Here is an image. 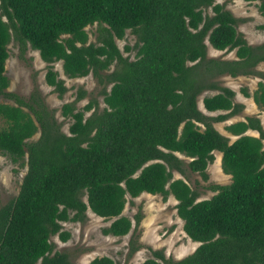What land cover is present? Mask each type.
Instances as JSON below:
<instances>
[{"label":"trees","instance_id":"trees-1","mask_svg":"<svg viewBox=\"0 0 264 264\" xmlns=\"http://www.w3.org/2000/svg\"><path fill=\"white\" fill-rule=\"evenodd\" d=\"M258 9L264 17V0ZM239 19L216 0H0V94L12 100H0V150L27 165L16 196L0 205V264H71L50 239L55 233L68 239L62 221L84 220L90 209L113 217L103 233L126 234L132 226L121 214L126 196L143 191L173 194L183 229L199 244L180 258L153 249L141 264H264V127L257 115H246L226 124L237 135L230 140L214 125L244 106L218 77L255 73L264 61V41L248 42ZM94 23L89 40L85 27ZM127 29L136 40L124 49L135 48L134 57L116 42ZM11 38L21 51L30 45L47 62L61 60L69 77L92 72L104 83L105 105L93 99L79 107L87 93L80 88L60 107L71 119L63 130L38 86L27 96L6 89ZM209 45L234 49L235 57L208 55ZM44 78L59 95L66 91L51 64ZM213 89L202 102L209 111L224 110L214 115L198 107V96ZM252 96L264 108L263 80ZM214 150L231 181L211 184L216 192L197 199L173 170L184 173L186 165L206 178ZM176 152L191 159L184 163ZM88 264L115 260L97 255Z\"/></svg>","mask_w":264,"mask_h":264},{"label":"rangeland","instance_id":"rangeland-1","mask_svg":"<svg viewBox=\"0 0 264 264\" xmlns=\"http://www.w3.org/2000/svg\"><path fill=\"white\" fill-rule=\"evenodd\" d=\"M224 3L234 15L241 18L237 22L238 31L242 32L250 43L264 41V29L258 25L264 22V17L258 9L259 0H216ZM206 13H212L211 7L205 9ZM97 24H89L85 27L89 40H95V28ZM136 35L127 29L123 38H116V42L124 55L134 57L135 48L125 50V44L133 45ZM8 56L5 61V74L9 83L7 90L15 91L27 96L34 86H38L45 96L50 107L56 108V116L62 123V128L68 131L71 119L61 114L60 107L63 102L73 100L80 88L86 90V95L77 101L79 107L89 100L96 99L98 107L105 105L103 93L101 92L104 83L101 82L92 72L82 76H67L62 68V61L56 60L47 62L41 58L37 49L30 45L24 51L20 50L19 43L13 38L7 44ZM208 55L235 57V50L216 49L208 46ZM48 64L59 72L67 86L66 91L59 95L44 78ZM110 69L102 70L104 74ZM221 84L230 86L235 90L234 100L244 104L242 110L229 116L227 119L215 121V127L233 140L237 135L226 129V124L238 119H245L246 115H257L264 127V108L258 105L252 96L258 86V81H264V61L256 65V72L252 74H239L231 76L224 74L218 77ZM111 83H107V89ZM245 87L250 92L249 96L241 91ZM217 90H206L198 96V107L207 114H216L224 110L209 111L203 106L204 94L213 93ZM0 100L12 102L11 99L0 94ZM89 112V111H88ZM246 133L258 135V130L249 128ZM38 132L32 137L36 138ZM221 151L214 150V159L209 161L205 171L207 177L198 171H191L185 165V172L173 170V177H182L191 188L198 192L197 199L211 196L216 190L211 184H226L231 181V175L226 173L221 166ZM184 160V163L191 159L184 153L176 152ZM26 163L14 162L8 154L0 150V205L7 203L16 196L26 172ZM177 199L173 194L163 197L160 193L141 192L137 196H126V201L121 214L127 215L132 220L130 230L123 235L105 234L102 227L108 225L112 218H104L97 215L90 209L87 210L84 220L62 221V228L70 231V236L62 240L58 233L52 234L50 239L53 242V250H66L69 253L71 264H88L89 260L97 255H109L115 260V264H141L148 256L152 255L153 249H161L166 256L180 258L199 244V241L191 239L183 229V219L177 214ZM141 215L136 222L135 215Z\"/></svg>","mask_w":264,"mask_h":264},{"label":"crops","instance_id":"crops-1","mask_svg":"<svg viewBox=\"0 0 264 264\" xmlns=\"http://www.w3.org/2000/svg\"><path fill=\"white\" fill-rule=\"evenodd\" d=\"M221 154V153H220Z\"/></svg>","mask_w":264,"mask_h":264}]
</instances>
